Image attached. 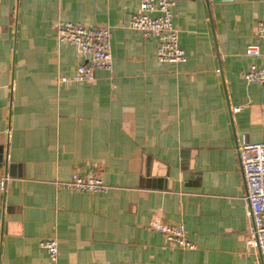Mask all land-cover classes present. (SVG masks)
<instances>
[{
	"label": "crops",
	"instance_id": "obj_1",
	"mask_svg": "<svg viewBox=\"0 0 264 264\" xmlns=\"http://www.w3.org/2000/svg\"><path fill=\"white\" fill-rule=\"evenodd\" d=\"M174 1L178 63L129 26L141 0H0V264H264L237 153L264 141L262 89L240 76L264 66V0ZM65 21L110 27L111 71L61 80L82 62L57 40ZM75 170L108 191L61 187ZM152 220L183 225L195 248Z\"/></svg>",
	"mask_w": 264,
	"mask_h": 264
},
{
	"label": "built area",
	"instance_id": "obj_2",
	"mask_svg": "<svg viewBox=\"0 0 264 264\" xmlns=\"http://www.w3.org/2000/svg\"><path fill=\"white\" fill-rule=\"evenodd\" d=\"M174 0H141L138 10L133 12L129 26L138 30L146 38H154L157 42L156 57L160 62H184L186 54L179 42V33L174 24ZM256 33L264 39V22L258 23ZM57 40L70 43L76 50L82 62L77 66L73 77H62L64 82H91L95 71L104 69L111 71L113 57L111 52L112 32L109 26L89 27L80 23L65 21L57 24ZM248 56H259L257 44L246 48ZM240 76L258 84L264 97V66L250 64L240 71ZM239 164L243 173L246 193L244 200L247 213L251 219V231L246 240L249 247L264 252V141L249 142L243 139L237 147ZM6 177L0 178V190L6 187ZM61 187L83 192L105 193L109 186L99 178L93 170H75L69 180L58 183ZM149 227L161 232L169 244L181 248L194 249L195 243L185 236L181 224L163 225L152 220ZM39 246L55 260L58 253L56 238H46L39 241Z\"/></svg>",
	"mask_w": 264,
	"mask_h": 264
},
{
	"label": "water",
	"instance_id": "obj_3",
	"mask_svg": "<svg viewBox=\"0 0 264 264\" xmlns=\"http://www.w3.org/2000/svg\"><path fill=\"white\" fill-rule=\"evenodd\" d=\"M0 162H1V160H0Z\"/></svg>",
	"mask_w": 264,
	"mask_h": 264
}]
</instances>
